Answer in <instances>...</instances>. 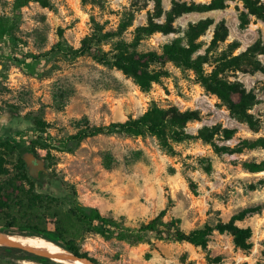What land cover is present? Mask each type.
Instances as JSON below:
<instances>
[{
	"label": "rangeland",
	"instance_id": "rangeland-1",
	"mask_svg": "<svg viewBox=\"0 0 264 264\" xmlns=\"http://www.w3.org/2000/svg\"><path fill=\"white\" fill-rule=\"evenodd\" d=\"M0 1L2 13L8 5ZM173 1L190 5L211 0H160L158 8L155 0H107L106 11L83 5L80 0H52V8L30 3L21 10L17 35L22 43L17 51L19 55L38 54L59 39L76 47L92 32L91 15L100 22L107 19L106 27L114 28L125 9L134 13L133 24L125 33L130 39L134 27L145 24L148 18L163 23ZM260 2L264 7V0ZM205 18L212 24L198 39L203 43L200 53H204L220 21L227 28V36L217 51L234 43L232 54L237 55L260 41L258 48L263 50L256 55L260 69L231 71L229 77L256 94L249 110L258 121L255 129L234 118L190 71L170 62L162 66L167 75L153 82L148 91H142L120 70L86 56L73 61L52 56L40 63L37 74H29L19 62L0 59V109L11 114L0 131V144L10 143L8 147L0 146L6 177L20 175L17 161L31 153L28 147H33L35 157L46 159L40 167L33 157L27 158V180L21 182L25 189L32 182L42 202L35 209L10 202L1 213L0 231L20 232L17 226H5L10 219L20 226L37 223L41 229L52 230L57 219L54 214L64 215L73 205L85 210L97 208L101 214L130 225L144 222L166 208L165 218L178 219L185 231L205 224L214 227L242 212L235 223L251 230L247 249L236 246L228 231L217 229L204 247L164 241H156L154 246H132L82 226L75 244L80 254L86 253L96 264H264V169L251 171L246 166L255 163L264 167V147L239 145L243 139L264 137V12L259 18L249 14L241 0H224L221 8L182 13L172 23L173 32H155L144 38L138 49L160 51L163 43L183 36L188 23ZM152 105L196 111L199 119L185 126L189 134L195 135L203 125L231 130L230 138L218 136L215 140L229 150L216 154L210 145L193 138L173 142L172 150L167 151L153 135L119 133L98 134L77 144L66 141L84 121L89 125L107 124L141 115ZM37 139L39 144L32 146ZM208 160L211 166L206 171ZM186 177L195 183L196 194L190 191ZM3 178L0 176V180ZM22 233L39 236L28 229H22ZM0 247V264H59L18 248L7 251Z\"/></svg>",
	"mask_w": 264,
	"mask_h": 264
},
{
	"label": "trees",
	"instance_id": "trees-1",
	"mask_svg": "<svg viewBox=\"0 0 264 264\" xmlns=\"http://www.w3.org/2000/svg\"><path fill=\"white\" fill-rule=\"evenodd\" d=\"M223 1L211 0L207 4L191 3L190 5L173 1L170 9L165 12L163 23H157L152 18H148L145 24L134 27L130 32V39L125 37V33L133 24V11L127 9L121 11L114 28L106 27L109 23L107 19L100 22L91 15L92 32L85 35L78 46L68 45L65 41L59 39L44 52L38 54L22 53L19 55L17 48L22 43V39L18 37L17 32L22 20V8L30 3H38L42 7L52 8L53 3L52 0H2L3 3L8 5V9L0 13V59L19 62L29 74H37L40 63L49 60L52 56L59 57L64 61H73L78 57L86 56L99 64L120 70L130 77L142 91H148L153 82H157L162 76L167 75V71L162 69V66L170 62L181 70L190 71L196 82L206 91L214 94L234 118L255 129L258 121L249 110L256 102V94L246 89L238 80H231L229 77L231 71L253 72L260 69L259 62L256 59V55L263 50L260 47L258 48L260 41L250 45L245 51L237 55L232 54L236 48L234 43H230L225 49L217 51L218 44L224 42L227 36V28L224 22L220 21L215 24L209 45L204 48V53H200L199 50L203 47V43L198 39L212 24L211 19L205 18L188 23L183 36H177L171 41L163 43L160 51L138 49L140 42L155 32H173L172 23L182 13L221 8L223 7ZM241 1L249 14L259 18L263 16L264 7L260 0ZM80 2L83 5L89 4L97 7L100 11L108 10L107 0H80ZM155 5L158 8L160 0H155ZM157 14L160 15L159 9ZM155 66H158V68H155ZM198 119L199 115L196 111H180L174 106L162 108L152 105L141 115L128 116L125 119L111 121L107 124L89 125L87 121H84V125L74 134L69 135L66 141L77 144L85 138L98 134L119 133L142 137L153 135L157 138L161 147L167 151L172 150L171 143L193 138L200 139L210 145L216 154L229 150L228 147L219 146L215 140L218 136L224 139L230 138L232 136L231 130L219 129L216 125H203L195 135L185 131L188 121ZM35 122L39 126L43 125L39 120H35ZM9 144V142H5L0 146L8 147ZM36 144H39L38 139L33 141L32 146ZM239 145L243 147H264V137H257L254 140L243 139ZM27 151L36 156L33 147H28ZM42 160L45 164L46 159ZM4 163V157L0 153V176H4L0 180V221L2 219L1 213L5 208L10 207L12 201H17L29 209L37 208L38 203L42 202V197L33 191L32 182H30L28 189H25L21 183L22 180H27L26 161L21 156L19 157L16 169L20 175L16 177H6L7 172ZM107 164H109L108 159ZM206 166L205 170L209 171L211 166L209 160ZM246 166L251 171L264 169L262 164L246 163ZM186 181L190 191L196 194V186L193 180L186 177ZM165 214L166 208L144 222L130 225L122 219L101 214L97 208L85 210L80 206L73 205L64 215L54 214L57 219L54 221L52 230L41 229L37 223L20 226L15 223L14 219L6 222L5 226L7 228L17 226L20 232H14L15 234H23L22 229H28L31 234L46 238L75 254H80L78 246L75 244V238L82 226L90 231L108 238L124 241L132 246L141 244L154 246L156 241H164L186 242L204 247L209 241L212 231L217 229L228 231L232 235L236 246L242 249L249 247L246 240L251 236L250 228L235 223L242 212L232 216L227 222L218 223L214 227L205 224L189 231H185L180 227L178 219H166ZM2 248L7 251L13 250L10 247ZM80 255L87 257L86 253ZM32 258L39 259L36 256H32ZM90 259L96 262L94 258Z\"/></svg>",
	"mask_w": 264,
	"mask_h": 264
},
{
	"label": "bare ground",
	"instance_id": "bare-ground-1",
	"mask_svg": "<svg viewBox=\"0 0 264 264\" xmlns=\"http://www.w3.org/2000/svg\"><path fill=\"white\" fill-rule=\"evenodd\" d=\"M1 242L20 243L24 249L36 248L47 251L54 256L52 260L59 264H85L79 260H65L57 257V254L64 253V250L54 242L41 236H22L6 233L5 235H0V244Z\"/></svg>",
	"mask_w": 264,
	"mask_h": 264
},
{
	"label": "water",
	"instance_id": "water-1",
	"mask_svg": "<svg viewBox=\"0 0 264 264\" xmlns=\"http://www.w3.org/2000/svg\"><path fill=\"white\" fill-rule=\"evenodd\" d=\"M31 157H33V159H35L40 164V167L43 166L44 161L42 159H40V158L35 157L32 153H26L24 160L26 161L27 158H31ZM6 233H9V232L0 231V235H5ZM13 234H15V233H13ZM15 235H20V234H15ZM0 246L10 247V248H18L20 250L27 251V252L35 254L37 256L47 257V258H50V259H52L54 257L52 254L48 253L47 251L39 250V249H36V248L24 249L20 243L1 242ZM59 247H61V246H59ZM62 249L64 250V253L57 254V257H59L61 259H65V260H67V259L68 260H79V261L84 262L85 264H96L89 257L78 256L75 253L70 252V251H68V250H66L64 248H62Z\"/></svg>",
	"mask_w": 264,
	"mask_h": 264
},
{
	"label": "flooded vegetation",
	"instance_id": "flooded-vegetation-1",
	"mask_svg": "<svg viewBox=\"0 0 264 264\" xmlns=\"http://www.w3.org/2000/svg\"><path fill=\"white\" fill-rule=\"evenodd\" d=\"M10 112L0 109V131L7 126V122L10 119Z\"/></svg>",
	"mask_w": 264,
	"mask_h": 264
}]
</instances>
